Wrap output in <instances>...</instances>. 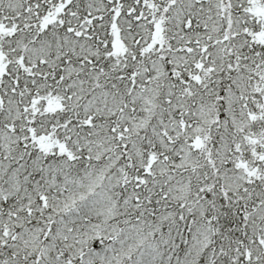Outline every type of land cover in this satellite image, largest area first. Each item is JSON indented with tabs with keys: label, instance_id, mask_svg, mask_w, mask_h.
<instances>
[{
	"label": "snow or ice",
	"instance_id": "obj_1",
	"mask_svg": "<svg viewBox=\"0 0 264 264\" xmlns=\"http://www.w3.org/2000/svg\"><path fill=\"white\" fill-rule=\"evenodd\" d=\"M0 264H264V0H0Z\"/></svg>",
	"mask_w": 264,
	"mask_h": 264
}]
</instances>
